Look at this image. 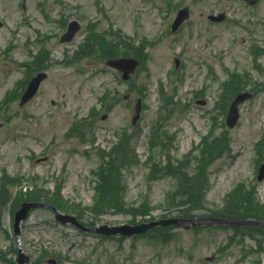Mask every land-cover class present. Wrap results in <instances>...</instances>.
Masks as SVG:
<instances>
[{
	"label": "rangeland",
	"instance_id": "rangeland-1",
	"mask_svg": "<svg viewBox=\"0 0 264 264\" xmlns=\"http://www.w3.org/2000/svg\"><path fill=\"white\" fill-rule=\"evenodd\" d=\"M185 6L190 18L172 33ZM219 12L228 18H207ZM72 19L82 27L62 43ZM0 20V264H14L20 247L30 256L27 264H264V229L256 225L168 226L147 235L103 237L61 224L51 209L37 207L21 224L20 244L13 231L16 211L32 200L29 192L60 195L75 208L66 213L88 226L212 214L240 220L252 207L263 214L264 178L257 175L264 143L257 146L264 141V55L256 60L250 47H264V0H0ZM94 22L108 32L101 49L93 57H75ZM110 44L120 45L117 53L129 45L147 54L129 81L107 65L116 50ZM42 55L38 68L48 76L20 106L27 79L39 70L31 63ZM256 62L263 68L256 69ZM233 72L251 75L255 97L241 106L240 121L230 129L219 105ZM164 97L175 109L160 112ZM138 98L143 110L134 124ZM200 99L207 104H198ZM126 131L133 135L123 152L127 162L115 163L121 187L114 196L121 204L95 218L94 200L101 195L96 170ZM211 134L228 141L222 153L202 147ZM187 166L185 172L195 175L191 183L205 185L202 195L170 196L182 185L177 170ZM238 192L252 204L236 198L230 205L228 198ZM185 201H191L184 203L188 216L175 206ZM145 204L151 213L142 216Z\"/></svg>",
	"mask_w": 264,
	"mask_h": 264
},
{
	"label": "water",
	"instance_id": "water-1",
	"mask_svg": "<svg viewBox=\"0 0 264 264\" xmlns=\"http://www.w3.org/2000/svg\"><path fill=\"white\" fill-rule=\"evenodd\" d=\"M251 3H255V0H248ZM188 8L182 9L179 14L177 19L174 22L173 29L176 30L177 26L181 24V22L188 17ZM224 14H220L219 16H214L211 15L210 18L213 20H221L224 18ZM79 29V24L77 21H74L70 24L69 30L65 33L63 36L62 40H67L70 41L76 31ZM108 64L116 68L120 71H123V78L124 79H129L130 74L133 73L138 65V60L135 58H115V59H110L108 61ZM47 77V74L45 72L39 73L37 76H35L31 82L29 83L20 104L24 105L26 102H28L38 91L39 86L43 79ZM250 95L247 93L241 94L237 97V99L233 102L231 106V110L229 113L228 117V123L231 127L236 125L237 119L239 117V104L243 102L245 99H247ZM142 110L141 106V100H138V103L136 105V114L133 117V122L136 123V121L140 117V113ZM106 115L103 117L105 118ZM1 126V125H0ZM259 178L263 179L264 178V164L261 166V171L259 174ZM37 207H49L52 208L55 212V218L65 224V223H72L84 230L87 231H94V232H99V233H104V234H127V235H132L135 233H145L151 228H154L159 225H176V226H186L189 227L191 225H196L197 222H202V224L205 223H211V224H227V225H244V224H257V225H263L264 226V221L261 220H231V219H226V218H218V217H201V218H179V217H173L170 219H163L159 221H152V222H143L137 225H132V224H123V225H108V224H102L100 226L96 227H88L85 225H82L76 216L71 215V214H66L63 212H60L56 207L44 203V202H37V201H27L23 202L20 206V208L17 210L16 215H15V222H14V230L16 236H18L21 233V222L23 220H26L28 216L30 215L31 211ZM29 261V257L22 251L20 250L19 255H18V263L17 264H25L26 262ZM52 261V260H51Z\"/></svg>",
	"mask_w": 264,
	"mask_h": 264
},
{
	"label": "trees",
	"instance_id": "trees-1",
	"mask_svg": "<svg viewBox=\"0 0 264 264\" xmlns=\"http://www.w3.org/2000/svg\"><path fill=\"white\" fill-rule=\"evenodd\" d=\"M143 46H144V44H142L141 47H138V48H143ZM117 52L118 51L114 52L112 55H117ZM129 54H135L136 56H139L142 59H144L147 56V54L138 53V49H136V48H134V49L132 48V50L130 51ZM128 144H129V142L127 141V142L122 143L118 147V151H119L118 157L121 160L123 158L122 161L124 162V164L127 162V154H126V156L125 155L123 156V152H124L125 146L127 147ZM212 145H214V149L217 148L216 143L206 144V145H204V148L209 149L210 146H212ZM228 145H229L228 141L224 142L220 148V153H222V150L224 151ZM202 154H206V152L203 150ZM216 155L217 154H214V156H216ZM118 162L119 161H118L116 156L111 158L110 161L103 160L99 169L96 170V172H98L97 176L99 177L96 189H97L98 194H101V195H100V197L95 199L94 210L99 212L94 216L95 218L100 217L99 216L101 214L100 212L103 213L107 209H111V210L117 209L121 204L120 200L115 198V197H117V195L114 196L116 194L115 190H116L117 186H118L117 192L120 190V187H121L120 182L117 183V179H118V177H120V173H121V170L118 167L119 165H115V163L118 164ZM120 165H121V163H120ZM114 166H116V167H114ZM187 168H188V166L187 167H179V169L177 170V172H179L180 180H181L180 183L182 185L179 184L178 185L179 191H177V188H178L177 187L170 194V196L182 194V195H188L190 198V196H192V194L194 192H200V196L202 195V190H203L205 185L204 184L199 185L198 183H191L190 179H194L195 175H189L188 172H185V170ZM198 178H199V176H198ZM181 191H184V192L180 193ZM174 192H176L175 195H172ZM245 194H248V193L245 192ZM52 196H54V197H51L48 194H40L38 192H35V193L29 192L27 194V197L32 199V200L48 201V202H51L52 204L56 205L60 209H64L67 211L69 209H71L72 212H75V208L69 207V205L67 203L59 200V198H58L59 195L52 194ZM240 197H241L240 192H238L236 195H233L231 197V201L229 202V204L231 205V203L234 202V200H236V198H240ZM243 199L244 198H240L239 201L243 202V203H251L252 204V200L249 199L246 202V201H243ZM255 202L258 203L257 201H255ZM184 203L185 204H191V201H188V202L185 201V202H183V204ZM185 204L179 206V205H176V202H175L176 207H182V209H180L182 216H188L187 206H185ZM233 204L234 203H232V205ZM143 207H145V208L141 210V211H143V214H141V215L142 216L149 215L151 213V209L149 207H147V204H145ZM254 212H255V209L252 207V209L250 208L245 216L246 217H257V218L264 219V213L263 214L260 213L259 215H257V214H254ZM77 213H79V211ZM227 216L230 218L236 217L235 219H238V217H239V216H236L234 214L227 215ZM246 217H243V218H246ZM164 229H166V228H164Z\"/></svg>",
	"mask_w": 264,
	"mask_h": 264
}]
</instances>
